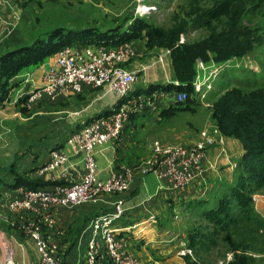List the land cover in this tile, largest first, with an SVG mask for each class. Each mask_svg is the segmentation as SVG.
Here are the masks:
<instances>
[{"label": "crops", "instance_id": "crops-1", "mask_svg": "<svg viewBox=\"0 0 264 264\" xmlns=\"http://www.w3.org/2000/svg\"><path fill=\"white\" fill-rule=\"evenodd\" d=\"M34 4L28 3L21 15ZM15 6L16 3L13 4ZM13 7L0 9V55L29 46L37 37V33L33 32L36 25L32 24L30 32L27 31L24 35L18 29L20 22L16 27L13 26V13H18ZM26 24L30 26L31 19ZM5 25L10 27L6 29ZM26 35L28 36L25 37ZM129 43L141 60H135L127 66L129 70L139 74V80L125 100L139 102L141 107L138 104L137 109L140 108V111H129L125 130L107 145L97 147L95 158L99 179L108 178L122 166H126L134 169L133 182L123 192L102 195L95 201L80 206H59L55 209L54 227L49 229L43 225V230L59 245L60 256L65 264H83L92 219L104 214L117 202L122 204L124 213L114 225V230L127 253L137 258L141 264H186L183 253L187 251V245L184 246V243L188 241L187 235L190 227L195 225V218L201 221L199 218L203 210L209 205H215L216 199L225 189L234 185L239 176V162L244 150L238 140L227 136L223 137L219 147L217 145L206 151L200 168L192 171L190 184L182 190L175 189L167 179L160 178L155 173L143 175L139 171L151 157L150 147L148 149L145 146L146 138H158L165 144L191 146L198 139V132L209 120L204 111H180L192 109L190 105L185 109L182 107L184 103L176 101V95L181 90H177L180 83L170 50L166 49V53L161 48L148 51L145 37ZM75 44L73 46H77L80 51L89 45ZM146 53H156L157 56L148 54L143 57ZM54 60V55L49 56L41 63L22 69L9 80V92L5 101L0 102V127L7 121L6 111H18L16 104L42 85L47 67ZM80 94L79 97L78 94H68L56 100L41 99L30 104L33 111H38V116H45L54 122L30 126L23 124L25 130L34 127L40 139L33 140L30 146H23L26 157L16 161L13 155L19 151V146L14 145L9 148L10 151H4L0 146V173L14 165L19 174L33 181L55 184L79 181L84 173L83 160L70 141V135L99 115L109 113L117 103L116 97L104 88L98 91L85 90ZM142 109L146 110L141 111ZM9 128L10 125H7L4 129L8 131ZM54 151L64 157L62 163L55 166L52 165L50 155ZM2 176L0 199L15 197L16 190L9 188L13 183L12 176ZM5 211L4 205L0 203L1 225L4 224L2 218ZM178 214L180 220L176 221ZM23 217L28 219L21 221H34L37 218L31 214H23ZM9 225L15 223L10 222ZM12 231L14 234L3 230L11 240L9 242L13 246V259L18 263L36 262L39 253L35 241L22 236L15 228ZM5 243L3 235L0 264L5 262ZM104 262L106 263L105 260Z\"/></svg>", "mask_w": 264, "mask_h": 264}, {"label": "rangeland", "instance_id": "rangeland-1", "mask_svg": "<svg viewBox=\"0 0 264 264\" xmlns=\"http://www.w3.org/2000/svg\"><path fill=\"white\" fill-rule=\"evenodd\" d=\"M30 2L35 4L32 8H27L26 12L21 15V12ZM14 3L17 6L13 7ZM5 7L10 9L13 7L18 10L19 16L18 13H13V26L16 27L20 22L18 29L23 35L28 33L27 31L32 24L36 25L33 31L37 33L36 39L46 40L48 33L56 28L65 29L67 32L70 29L91 28L98 31L110 30L113 33L118 27H121V31H124L132 23L128 19L138 17L142 23L154 27L161 33L163 32L169 43H173L174 40L175 47L184 46L190 49L189 52L193 58L195 69L194 80L198 76V81L202 82L205 77L217 70L215 78L211 80L210 90L206 91L205 98H199L192 86L191 91L188 92V98L182 106L186 109V103L191 101L189 105L192 110L180 109V111H204L207 115L209 121L198 132V139L194 144L200 141V134L203 130L218 126L213 117V110L227 91L239 89L248 93L258 88H264V0H4L1 8ZM148 8L151 10L144 12ZM29 19H31V25L27 26L26 23ZM5 27L7 29L10 26L5 25ZM166 49L171 51L170 48H161L165 53ZM76 50L77 48L74 49V51ZM160 52L158 51V53ZM148 54L149 56H157L156 53H146L143 57ZM53 55L55 56L56 53ZM137 55L136 52L130 63L141 60ZM135 77L132 87L139 80V74L136 73ZM1 89L3 87L0 85ZM85 90L98 91V89L91 88ZM80 95L78 94L77 97ZM25 97L16 104L18 111H6L7 121L0 127L1 149L10 151L14 145L20 147L19 151L13 155L15 161L26 157L23 153V146H30L33 144V140L40 139L39 133L34 127L25 130L23 124L30 126L36 123L49 124L54 122L51 119H46L45 116H38V111H33L31 105H26ZM138 104L141 107L139 102ZM143 104L145 106V102ZM145 110L142 109L141 111ZM130 111H140V108H134ZM7 125H10L8 131L4 129ZM223 137L225 135L221 131L216 134L218 147L223 142ZM155 141L164 146H179L165 144L154 137L146 138L145 146H148V149L150 147L151 155ZM26 150L29 149L26 148ZM14 171L17 172L16 168ZM240 174L241 170H239ZM5 175H11L9 170L0 173L2 177H6ZM215 205L208 207L211 208ZM251 206L264 220V189L252 195ZM178 216L176 221L180 220V215L178 214ZM22 219L28 218L7 211L3 213L4 224H0L1 247L4 235L5 242L8 243L7 249L13 248L10 244L11 240L5 232L11 231L14 234L12 228L17 231V224L21 223ZM200 220L198 221L196 218L195 221L192 220L195 225L190 227V233L195 229H205L206 222ZM10 222L15 223V225H9ZM43 227L45 226H42V229ZM21 235L24 236L22 232ZM216 241V248L208 252L199 251V253L190 249L187 244L188 241H186L184 246L187 245V251L183 253L185 263L229 264L231 254L223 240V235H219ZM257 264H264V256L261 260H257Z\"/></svg>", "mask_w": 264, "mask_h": 264}, {"label": "built area", "instance_id": "built-area-1", "mask_svg": "<svg viewBox=\"0 0 264 264\" xmlns=\"http://www.w3.org/2000/svg\"><path fill=\"white\" fill-rule=\"evenodd\" d=\"M3 2L0 0V8ZM146 10L144 12L151 9ZM75 48L77 46L71 45L58 49L54 63L47 67L42 85L26 95V105L41 99L56 100L68 94H80L88 88L107 89L116 97L117 103L109 113L99 115L70 135V141L83 160L84 173L79 181L61 182L37 189L19 187L15 189V197L0 199V203L11 214H31L37 217L34 221L25 220L17 224L20 233L35 241L39 259L31 264H65L60 256L59 245L42 229L43 225L49 229L54 227L53 215L57 207L80 206L102 195L123 192L134 178V169L122 166L112 176L99 179L95 149L117 138L124 129L129 111L138 107V103L125 100L136 78V73L127 68L136 51L130 43L115 46L88 45L82 51H74ZM216 72L210 73L202 82L198 81L197 76L192 83L199 98H205ZM187 98L186 92L176 95L178 103L185 102ZM219 131L218 126L203 130L200 141L191 147L164 146L155 141L150 160L139 171L143 175L155 173L167 179L175 189L182 190L190 184L192 171L200 168L206 151L217 145L216 134ZM50 155L53 166L62 163L63 155L56 151ZM123 213L122 204L117 202L104 214L92 219L83 264H141L124 250L121 240L115 234L114 225ZM4 261V264H28L16 262L12 250L7 248Z\"/></svg>", "mask_w": 264, "mask_h": 264}, {"label": "trees", "instance_id": "trees-1", "mask_svg": "<svg viewBox=\"0 0 264 264\" xmlns=\"http://www.w3.org/2000/svg\"><path fill=\"white\" fill-rule=\"evenodd\" d=\"M127 29L98 31L91 28L70 29L68 32L56 28L49 32L46 40L36 39L31 45L20 47L0 55V102L9 92V80L22 69L41 63L58 49L73 44L119 45L137 39H146V49L170 48L173 67L180 85L177 90L191 91L195 77L193 58L184 46H174L165 34L141 22L140 18H129ZM147 31L144 35V32ZM185 103V102H184ZM191 101H188L187 107ZM213 117L221 133L238 140L244 150L239 162L241 174L234 185L225 189L215 201V206L204 209L200 219L206 222L205 229H195L188 234V247L195 253L208 252L217 247L219 235H223L231 260L229 264H257L264 256V220L251 206L253 194L264 189V88L245 93L239 89L227 91L214 107ZM9 167L13 178L10 189L26 187L37 189L54 185L33 181ZM2 180H0V185ZM199 248V249H196Z\"/></svg>", "mask_w": 264, "mask_h": 264}, {"label": "bare ground", "instance_id": "bare-ground-1", "mask_svg": "<svg viewBox=\"0 0 264 264\" xmlns=\"http://www.w3.org/2000/svg\"><path fill=\"white\" fill-rule=\"evenodd\" d=\"M102 116V115H101ZM0 244H1V239H0ZM6 245H4L5 246V248H7L6 246H8V243H5Z\"/></svg>", "mask_w": 264, "mask_h": 264}, {"label": "water", "instance_id": "water-1", "mask_svg": "<svg viewBox=\"0 0 264 264\" xmlns=\"http://www.w3.org/2000/svg\"><path fill=\"white\" fill-rule=\"evenodd\" d=\"M1 247V246H0Z\"/></svg>", "mask_w": 264, "mask_h": 264}]
</instances>
